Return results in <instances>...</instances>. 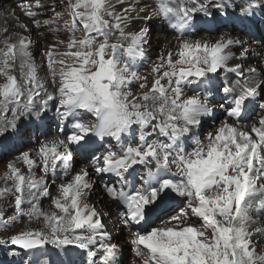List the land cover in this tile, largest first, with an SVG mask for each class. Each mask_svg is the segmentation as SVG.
Instances as JSON below:
<instances>
[{
    "label": "snow or ice",
    "instance_id": "obj_1",
    "mask_svg": "<svg viewBox=\"0 0 264 264\" xmlns=\"http://www.w3.org/2000/svg\"><path fill=\"white\" fill-rule=\"evenodd\" d=\"M18 7L31 27L13 9L21 31L0 28V159L12 157L0 246L12 264H123L97 189L133 264H264V0ZM153 18L175 40L141 74ZM33 32L47 41L39 60ZM5 208L28 226L11 231Z\"/></svg>",
    "mask_w": 264,
    "mask_h": 264
},
{
    "label": "bare ground",
    "instance_id": "obj_2",
    "mask_svg": "<svg viewBox=\"0 0 264 264\" xmlns=\"http://www.w3.org/2000/svg\"><path fill=\"white\" fill-rule=\"evenodd\" d=\"M19 3H20V0H11L10 2H8L6 4H4V3H2L0 1V28L4 27L6 25L9 28L10 32H19V31H21V29L16 26V21L14 20V18L11 15H9V11L13 10V9L15 10L16 15L19 16L20 19L24 23H28L29 26L31 27L30 22L27 20V18H25L22 15L21 9L18 7ZM157 26L159 28L158 29L159 30V35L155 36V39L152 41V43L150 41V43L146 46V51H148V52L146 54V58H145L146 60L144 59L145 64H148V63L151 64L154 61V59L157 58V56L160 54V52L162 50H164L165 48H167L169 46L170 42H174V40H175V33H173L171 29L164 28L161 21H160V23L157 24ZM38 35H39L38 33L33 32V37L32 38L34 40V47H35L36 51H40L42 49L43 45H44V41L43 40L37 41ZM244 39L248 40L249 38L244 37ZM253 47L255 48L256 45H253ZM158 48L160 49L159 53H157V50H156ZM149 55L153 59V61L149 59L150 58ZM258 60H259V50H257L254 53L253 57L250 59V62L255 64ZM136 85L137 86H136V89L134 88L135 89L134 92L137 91V89H138V84H136ZM205 130H209V125H205ZM93 178L97 182V178L96 177H93ZM98 198H104L105 204H101L99 206L101 208H103L105 211H109L107 209V207H105V205L107 204V200L105 199L106 197H103V193L99 192V190L97 189V196L92 199L93 202H96L98 200ZM12 215H13V212H12V214H9V215H7L4 218L5 220L8 221V223H9V225L11 227L13 225L12 224L13 221L8 219V218L11 217ZM107 224L110 227L111 231H113V230L115 231L114 232V234H115L114 237L117 238V239L114 242H116L118 244H121V239H122L121 237H124V235H126L125 238H128L127 237V234H128L127 229H124L123 231H121L119 226H115L114 225V219L107 220L106 225ZM128 240L130 241V238H128Z\"/></svg>",
    "mask_w": 264,
    "mask_h": 264
},
{
    "label": "rangeland",
    "instance_id": "obj_3",
    "mask_svg": "<svg viewBox=\"0 0 264 264\" xmlns=\"http://www.w3.org/2000/svg\"><path fill=\"white\" fill-rule=\"evenodd\" d=\"M0 1L2 3L6 4V3L10 2L11 0H0ZM51 2H52V0H48V3H51ZM146 2H148V0H146ZM141 6H143V4ZM44 18H48V16L45 15ZM158 23H160V20L158 18H153V21L147 25V27L150 30L149 40L151 41V43L155 39V36L159 35V30H158L159 28L157 26ZM134 27H138V25L137 26H134ZM201 33L197 34V37L196 38H199V36H201V35H207V33H203V32H201ZM245 37H247V36H245ZM247 38H249V37H247ZM46 42L47 41H44V44ZM156 50H157V53H159V50L160 49L158 48ZM42 51H43V47H42V49L40 51H36V56H37V59L38 60L40 58V52H42ZM147 52L148 51H146V54H147ZM149 57H150V55H149ZM149 59L153 61V59L151 57ZM151 64L150 63L145 64L144 60L142 62H137V64H136V70H138V71L140 70L139 72L141 74H147L149 72V70H150ZM245 67H247V65H245ZM136 86L137 85L135 83L132 85V90L133 91L136 89ZM189 94H191V93H189ZM220 118H222V117H220ZM217 123H218V120H217ZM209 130H210V128H209ZM54 132H55V125H53V134H54ZM13 155H15V153ZM10 159H12L11 156H5L3 159H0V172H3L6 163ZM81 166H82L81 164H76L77 170ZM107 180H108V177L107 176L103 177V179L97 178V184L100 185V184H102L104 182H107ZM58 182L59 181H57V183ZM49 183H52V181L50 180ZM52 192H53V194H55V187H52ZM96 196L97 195H93L92 199L94 197H96ZM105 199L107 200V198H105ZM0 203H2V202H0ZM44 206L45 207L48 206V201L47 200L44 201ZM108 210L113 213V219H115V216H114V213L116 211L115 207L113 206L111 209H108ZM5 212H6V216L9 215V214H12V211H11L10 208H5ZM5 217H3V219ZM20 221H17L15 224H13V222H12L13 225L11 227V231H18L19 229L28 226L27 225V222L25 220H20ZM106 222H107V220H105V223ZM31 226L32 227H36L35 224H33ZM107 227H108V230H110V227L108 226V224H107ZM109 232H111V234H112L113 237L115 236V234H114L115 231L114 230L113 231L110 230ZM3 234H5V229L2 228V227H0V235H3ZM125 237H126V235H124V237H121L122 239H121V244H120V246H121V248L123 250V264H133L134 255H133V252H132V246L130 245L129 240H128V238L131 239V237L128 234H127V237L128 238H125ZM7 247L8 246H0V264H12V261L13 260L19 261L20 257H12V256H10V255L7 254Z\"/></svg>",
    "mask_w": 264,
    "mask_h": 264
}]
</instances>
